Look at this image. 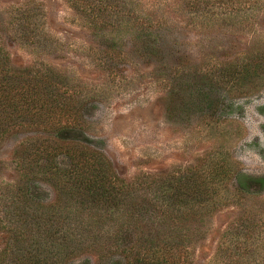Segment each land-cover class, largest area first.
<instances>
[{
    "label": "rangeland",
    "instance_id": "1",
    "mask_svg": "<svg viewBox=\"0 0 264 264\" xmlns=\"http://www.w3.org/2000/svg\"><path fill=\"white\" fill-rule=\"evenodd\" d=\"M198 2L199 16L182 1L133 3L145 23L152 15L151 34L94 29L68 0H0V41L13 65L70 80L89 105L87 135L120 177L161 180L207 162L238 172V192L230 173L216 180L220 205L190 251L192 264H252L256 253L226 249L221 235L243 206L264 210V188L251 181L264 177V0ZM27 130L0 139V193L17 179L12 157Z\"/></svg>",
    "mask_w": 264,
    "mask_h": 264
},
{
    "label": "trees",
    "instance_id": "2",
    "mask_svg": "<svg viewBox=\"0 0 264 264\" xmlns=\"http://www.w3.org/2000/svg\"><path fill=\"white\" fill-rule=\"evenodd\" d=\"M68 1L94 29L157 31L152 15L145 23L146 9L133 6L140 0ZM175 1L199 16L198 0ZM79 97L63 75L13 65L0 41V139L32 130L14 150L16 181L4 183L0 193V264H93L89 252L98 264H192L198 225L220 205L216 180L230 173L238 192L239 173L207 162L161 180L122 178L100 141L87 135L89 105ZM177 109L174 102L168 110ZM251 181L264 188V177ZM260 210L243 206L221 235L226 249L256 253L252 264H264V251L256 250L264 248ZM223 258L226 264L229 257Z\"/></svg>",
    "mask_w": 264,
    "mask_h": 264
}]
</instances>
